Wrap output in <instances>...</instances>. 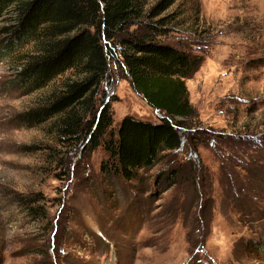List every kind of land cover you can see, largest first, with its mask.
Wrapping results in <instances>:
<instances>
[{"label": "rangeland", "instance_id": "rangeland-1", "mask_svg": "<svg viewBox=\"0 0 264 264\" xmlns=\"http://www.w3.org/2000/svg\"><path fill=\"white\" fill-rule=\"evenodd\" d=\"M144 12L125 35L156 25L201 60L182 146L131 181L101 171V145L28 123L47 90L27 93L0 57V264H264V0H147ZM117 45L100 86L114 125L156 121Z\"/></svg>", "mask_w": 264, "mask_h": 264}, {"label": "trees", "instance_id": "trees-1", "mask_svg": "<svg viewBox=\"0 0 264 264\" xmlns=\"http://www.w3.org/2000/svg\"><path fill=\"white\" fill-rule=\"evenodd\" d=\"M146 2L0 0V16L10 14L0 31V57L12 63L27 93L47 90L44 103L27 113V122L47 121L63 145L82 140L90 149L101 145L106 152L101 171L124 181L179 149L184 128L196 113L185 79L201 57L156 38V25L125 35L144 16ZM117 43L118 66L134 91L161 112L156 121L125 115L114 125L100 86ZM97 97L102 104L96 106ZM171 172L168 186L178 170ZM29 211L41 212L38 207Z\"/></svg>", "mask_w": 264, "mask_h": 264}]
</instances>
